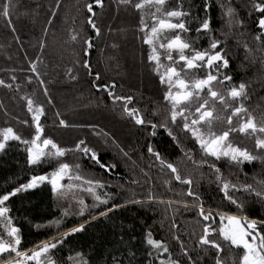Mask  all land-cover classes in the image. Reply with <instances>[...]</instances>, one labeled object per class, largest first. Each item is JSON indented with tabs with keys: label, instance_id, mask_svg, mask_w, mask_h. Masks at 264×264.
<instances>
[{
	"label": "trees",
	"instance_id": "obj_1",
	"mask_svg": "<svg viewBox=\"0 0 264 264\" xmlns=\"http://www.w3.org/2000/svg\"><path fill=\"white\" fill-rule=\"evenodd\" d=\"M5 2L7 0H0V7ZM208 2L213 30L211 38L222 41L221 48L230 64L229 69L223 71L233 77L235 85L246 84L248 98L244 101L245 106L258 124L264 123V41L255 39L260 33L256 26L260 14L252 9V0ZM88 3L94 5V17L87 12ZM176 3L177 0H168L167 6L175 7ZM204 4L205 0H183L184 9L191 11L187 18L191 31L184 33L185 37L193 40L197 37L195 29L206 18ZM228 6L233 7L236 18L243 21L242 27L228 26L229 18L225 14ZM140 17L139 12L121 5L119 0H103V8L96 6L94 0H12L10 17L0 15V80L12 85V88L0 86V130L12 127L24 139L32 138L35 129L25 99L31 98L45 109L41 118L44 138H51L63 148H72L84 139L90 147L97 149L103 163L116 165L108 173L80 153L68 152L61 158L70 165L80 163L82 174L87 178L100 179L110 185L97 190L101 194H112L109 206L125 204L133 197L146 200L150 194L157 200L190 202L188 209L176 203L171 207L160 203L144 207L127 203L126 207L109 213L108 218L101 217L86 224L84 232L69 236L58 245L54 250L57 264H74L78 252L90 264H114L113 257H118L123 264H129L130 260L131 264H159L160 259H167L169 253L180 264H189L188 257L181 251V243L195 264H215L216 251L199 244L203 222L198 208L191 206L192 198L185 194L188 186L176 182L170 170L161 167L159 161L148 153L149 145L160 152L164 160L173 163L182 176L192 178V190L199 194L206 209L211 208L214 213L241 214L224 199L216 175L208 165L197 167L181 151V147L190 151L197 163L202 159L189 134L173 128L181 147L163 128H158L153 137L150 127L136 125L123 112V103L114 104L104 90L105 86L114 83L115 94L134 97L128 106L140 109L147 121L159 123L168 112V105L163 100L164 86L148 60L150 49L143 43L144 33L139 30ZM88 19L96 23L99 36L87 23ZM74 35L76 40L72 39ZM86 39L93 43L87 55ZM209 41V34H199L195 47L206 49ZM85 62L90 64L92 75L83 67ZM32 64L37 65L40 79L31 71ZM96 74H99V80H95ZM29 79L31 83H28ZM230 114L231 110L225 112L217 105V115L226 117ZM60 119H64L69 127H61ZM217 123L221 131V127L225 129L226 120ZM233 123L237 125L239 119L234 118ZM92 126L108 135H93ZM255 138L239 132L230 136L235 145L258 155ZM25 148L18 141H10L5 152L0 153V193L29 182L33 175H45L55 170L56 161L29 166ZM207 159L211 162V158ZM216 164L224 179L264 190V186L258 183L264 181V163L261 161L245 163L242 168L223 160ZM133 180L138 182L132 183ZM232 195L244 202L243 214L264 219V204L254 194L234 192ZM81 199L89 206L94 203L88 192L76 190L61 196L53 193L49 184L13 198L8 206L22 231L21 250L50 240L58 230L66 231L88 220L90 212L99 211L89 207L85 215L80 216L78 201ZM65 212L68 215H64ZM56 221L61 222L59 229ZM212 226L218 230V216ZM148 232L167 245L169 253L157 257L153 251L149 256ZM210 239L223 245L220 253L223 264H239L242 249L230 248L218 234Z\"/></svg>",
	"mask_w": 264,
	"mask_h": 264
},
{
	"label": "snow or ice",
	"instance_id": "obj_2",
	"mask_svg": "<svg viewBox=\"0 0 264 264\" xmlns=\"http://www.w3.org/2000/svg\"><path fill=\"white\" fill-rule=\"evenodd\" d=\"M94 2L96 6L103 8V0H94ZM119 2L121 5L134 8L141 14L139 30L144 33L143 43L148 45L150 49L148 60L154 64L160 84L164 86L163 100L168 105V112L159 123L147 121L140 109L128 106L132 104L134 97L115 94L113 89L116 85L114 83L111 86H105L104 90L107 91L114 104L123 103V112L136 125L150 127V134L153 137L157 135L158 128H163L172 141L176 142L178 147H181L179 137L175 134L173 128H179L181 132L189 134L198 146L202 159L197 163L190 151L182 147L181 151L197 167L208 165L216 175L224 199L234 205L237 211L241 213L238 215L219 211L214 213L211 208L206 209L199 194L192 190V178L182 176L173 163L164 160L160 152L155 151L152 146H147L148 153L155 157L156 161H159L162 168L170 170L176 182L188 186L185 194L192 198L191 206L198 208L199 217L203 222L199 244L216 251L215 264H223L220 259L223 245L210 239L211 236L217 234L230 248L243 250L239 264H264V219H253L243 214L244 202L232 195L234 192L254 194L264 204V190H256L250 184L232 183L224 179L221 169L216 164V162L223 160L230 165L242 168L245 163L256 160L264 163V123L258 124L255 116L250 114L245 106L244 101L248 98L246 84L241 82L239 85H235L232 83L233 77L223 71L229 69L230 64L225 51L221 48L222 41L211 38L213 30L211 28V18L208 15L210 3L205 0L204 12L206 18L201 20L195 29L197 37L193 40L183 35L191 31L187 26V18L191 16V11L184 9L183 0H177L175 7L171 8L167 6L168 0H135V2L134 0H119ZM11 7L12 0H7L0 7V15L5 18L10 17ZM251 7L256 13L260 14L256 23L260 33L255 36V39L264 41V0H252ZM86 8L87 12L93 17L96 15L93 3H88ZM225 14L229 18L228 26L230 28L243 26V21L236 18L233 7L228 6ZM87 23L99 36L100 30L94 20L88 19ZM12 30L15 31V28L13 27ZM169 33H172V35H168ZM202 33L209 34L210 41L209 47L201 50L195 47V44L199 40V34ZM72 39L76 40L77 37L74 35ZM85 44L87 46L85 55H87V50L93 47V43L91 39H86ZM165 60L167 63L163 62ZM83 67L88 70L89 75H92L89 63L85 62ZM200 69L207 70L202 77L197 74ZM31 71L36 74L37 79H40L36 64L31 65ZM94 78L99 80V74H96ZM12 79L15 80L16 77L13 76ZM31 82V79H29L28 83ZM40 83L43 85L44 81L41 79ZM0 86L12 88V85L5 83L4 80H0ZM97 90H100L99 87ZM44 94L48 95L47 88L44 89ZM25 99L27 110L31 114V123L34 125V135L29 140L17 134L12 127L0 130V153L5 152L10 141H18L26 146L29 166L41 165L50 161H56L57 166L51 173L33 175L29 182L20 184L11 191L0 193V225H3L4 233L7 236V238H4V234H0V264H56L50 254L58 245L63 244L69 236L84 232L86 224L101 217L108 218L109 213L118 208L126 207L127 203L140 205L141 207L146 204L151 206L153 203L166 204L171 207L173 203H176L182 205L185 209L189 208V201L157 200L152 194L146 200H138L133 197L125 204H112L109 206L112 194L107 192L101 194L97 190L110 187V185H106L100 179L87 178L82 174L80 163L70 165L63 162L61 158L65 157L68 152L80 153L83 158L93 161L108 173L112 172L116 165L103 163L97 149L90 147L84 139H80L72 148H63L51 138H44L41 118L45 115V109L41 105H36L31 98ZM48 102L52 103L51 100ZM217 105L222 106L225 112L231 110V114L226 117L217 115ZM156 114L154 113V115ZM234 118L239 119L237 125L233 123ZM221 120H226V127L222 131H216L214 125ZM23 123L28 124L29 122L23 121ZM59 125L69 127L64 119L59 120ZM92 127L93 135H108L106 132L96 131L95 126ZM233 132H239L241 135H254L256 137L255 148L260 154L254 155L248 149L235 145L230 139ZM121 152H123V149H121ZM124 155H127V153H124ZM207 158H211V162ZM65 179L70 181L67 186L62 183ZM71 181H78L79 184L75 186L80 188L81 191L90 193L94 201L89 206L84 200H79L81 207L78 214L84 216L89 207L99 209V211L90 212L88 220L66 231L58 230V234L52 237L51 240L42 241L35 247L22 251L20 249L21 229L13 224V219L9 215L11 209L8 202L19 193L35 189L45 182L51 185L53 193H59L63 196L65 187L68 189L74 187ZM137 182L132 181V183ZM258 183L264 186V181H258ZM101 205L106 207L101 208ZM64 215H68V213L65 212ZM217 216L219 217L218 230L212 226ZM60 223V221L55 222L58 229ZM121 239L123 238L121 237ZM176 239L179 240V237H176ZM146 243L150 248L149 256L153 255V251L157 257L169 253L167 245L154 239L151 232L147 233ZM180 247L183 255L188 257L189 264H195V261L184 249L183 243ZM132 255L135 256V252ZM69 259H72V257H69ZM113 260L114 264H123L118 257H113ZM74 264H90V262L84 259L83 254L78 252ZM129 264H131V260ZM159 264H180V262L172 259L169 253L168 258L160 259Z\"/></svg>",
	"mask_w": 264,
	"mask_h": 264
},
{
	"label": "flooded vegetation",
	"instance_id": "obj_3",
	"mask_svg": "<svg viewBox=\"0 0 264 264\" xmlns=\"http://www.w3.org/2000/svg\"><path fill=\"white\" fill-rule=\"evenodd\" d=\"M175 55V54H174ZM166 61V60H165ZM206 72H207V70L206 69H200L199 71H198V75L199 76H204L205 74H206ZM47 185L48 183L47 182H45V183H43V184H41V185H39L38 187H36L35 189H39V188H41V187H43L44 185ZM50 185V184H49ZM50 187H51V185H50ZM35 189H29L28 191H32V190H35ZM27 192V191H26ZM26 192H21V193H26ZM21 193H19V194H21ZM18 194V195H19ZM17 195V196H18ZM17 196H15V197H17ZM15 197H12L11 198V200L13 199V198H15ZM11 200L9 201V202H11ZM9 202H8V204H9ZM11 209V208H10ZM9 215L12 217V219H13V224L15 225V226H17V227H19L18 225H17V223L15 222V220H14V218H13V214H12V209H11V211H10V213H9ZM20 228V227H19ZM21 229V228H20ZM0 234H4V238H7V236H6V233H4V229H3V225H0ZM20 235H21V240H22V231L20 232ZM51 240V239H50ZM35 247V246H34ZM22 248V246L20 245V249ZM55 250V249H54ZM52 251V253L50 254L51 255V258L53 259V260H55L56 261V259H55V256H54V252L55 251ZM27 251V250H26ZM5 255H7V254H5ZM14 255V254H13ZM56 264H57V261H56Z\"/></svg>",
	"mask_w": 264,
	"mask_h": 264
},
{
	"label": "rangeland",
	"instance_id": "obj_4",
	"mask_svg": "<svg viewBox=\"0 0 264 264\" xmlns=\"http://www.w3.org/2000/svg\"><path fill=\"white\" fill-rule=\"evenodd\" d=\"M150 52V51H149ZM153 66H154V64H152ZM155 67V66H154ZM219 126H220V124H219ZM218 126V123L217 124H215L214 125V127H215V130L216 131H221V129H220V127ZM219 128V129H218ZM222 128V130H224L223 129V127H221ZM65 186H67L69 183H70V181H68L67 179H65L63 182H62ZM71 183L74 185V187H72L71 189H68L67 187H65V189H63V191H64V195H67L69 192H73V191H76V190H80V188H78V187H76L75 185H78L79 184V182L78 181H71ZM56 194H59V193H56ZM60 195V194H59Z\"/></svg>",
	"mask_w": 264,
	"mask_h": 264
}]
</instances>
